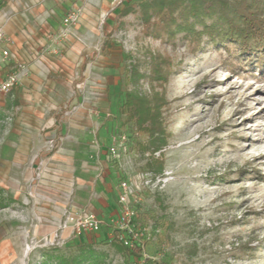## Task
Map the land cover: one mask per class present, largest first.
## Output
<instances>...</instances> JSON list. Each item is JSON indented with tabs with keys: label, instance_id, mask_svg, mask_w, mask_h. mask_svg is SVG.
I'll list each match as a JSON object with an SVG mask.
<instances>
[{
	"label": "rangeland",
	"instance_id": "rangeland-1",
	"mask_svg": "<svg viewBox=\"0 0 264 264\" xmlns=\"http://www.w3.org/2000/svg\"><path fill=\"white\" fill-rule=\"evenodd\" d=\"M126 1L100 16L103 82L85 99L104 98L107 111L91 128L81 174L68 162L67 133L22 142L15 112L0 106V264H264V68L230 64L216 47L193 51L182 36L155 38L154 18L145 24L139 9L120 17ZM63 21L50 32L51 55L66 54L77 25L62 36ZM127 90L160 106L155 132L120 113ZM119 137L115 159L109 147ZM147 175L160 178L157 187H144ZM122 182L140 186L130 221ZM90 215L98 229L82 225ZM115 230L142 246V258L124 255Z\"/></svg>",
	"mask_w": 264,
	"mask_h": 264
},
{
	"label": "crops",
	"instance_id": "crops-1",
	"mask_svg": "<svg viewBox=\"0 0 264 264\" xmlns=\"http://www.w3.org/2000/svg\"><path fill=\"white\" fill-rule=\"evenodd\" d=\"M111 1L4 0L0 7V31L6 39L0 43V81L25 66L16 92L0 106L15 112L22 142H37L43 131L54 136L60 129L67 133L65 141L72 146L68 162L78 174L88 165L82 152L89 148L86 141L94 138L91 128L102 126L107 111L104 98L87 101L85 96L97 91L93 84L103 82L105 58L94 49L100 16L109 11ZM76 8L81 9V17L66 39V54H49L54 46L50 32ZM4 50L9 56L3 55ZM16 156L24 158L23 152Z\"/></svg>",
	"mask_w": 264,
	"mask_h": 264
},
{
	"label": "trees",
	"instance_id": "trees-1",
	"mask_svg": "<svg viewBox=\"0 0 264 264\" xmlns=\"http://www.w3.org/2000/svg\"><path fill=\"white\" fill-rule=\"evenodd\" d=\"M3 3L0 0V7ZM137 9L145 24H151L154 18L150 33L155 38L165 36L174 40L182 36L190 41L193 51L216 47L228 53L226 62L230 64L233 59L236 66L244 61L264 68V0H127L119 15L123 18ZM110 36L111 33L103 49L111 47ZM160 73L155 74L161 76ZM13 92L16 86L10 94ZM159 107L149 96L127 90L120 113L134 120L139 130L153 133L157 129ZM113 237L128 259L142 258V247L125 245L121 230H115ZM143 264L159 263L147 258Z\"/></svg>",
	"mask_w": 264,
	"mask_h": 264
},
{
	"label": "built area",
	"instance_id": "built-area-1",
	"mask_svg": "<svg viewBox=\"0 0 264 264\" xmlns=\"http://www.w3.org/2000/svg\"><path fill=\"white\" fill-rule=\"evenodd\" d=\"M116 2H118V1H116ZM78 21H79V15L76 11L69 13L64 18V21H63L64 29L62 30V33H61L62 36L67 35V33L69 32V29L73 25H76L78 23ZM3 40L5 41L6 39H4V34L0 31V43ZM3 55L9 56V51L4 50ZM20 78H21V73L13 72V73L9 74L4 80L0 81V98L6 96L11 91L12 87L15 84H18V82L20 81ZM119 139H121L120 144L113 142L109 147V154L112 158H115V159L119 158L120 147L125 143L124 138L119 137ZM144 179H145V181H144L143 185H144V187H147V188L157 187L158 184L160 183V178H157L155 180L152 177L147 175L144 177ZM134 185H136V182H134ZM121 187L123 189V193L120 196V202L124 207L125 215L129 217L128 221H130V217H132L134 215V212L131 211V209H130V203H131V195L133 194V191L135 188H133L132 184H128L127 182H122ZM138 188H140V186H137L136 189H138ZM88 217L89 218L86 221V224H82V225H84L85 228L98 229L97 220L94 218V215H90ZM72 218L73 217H70V220ZM123 220H124V218H123ZM78 229H80V228H78ZM124 243L130 247L134 246V243L131 240H125Z\"/></svg>",
	"mask_w": 264,
	"mask_h": 264
}]
</instances>
